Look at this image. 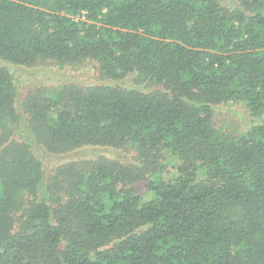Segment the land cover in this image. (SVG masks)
Returning a JSON list of instances; mask_svg holds the SVG:
<instances>
[{"label":"trees","instance_id":"16d2710c","mask_svg":"<svg viewBox=\"0 0 264 264\" xmlns=\"http://www.w3.org/2000/svg\"><path fill=\"white\" fill-rule=\"evenodd\" d=\"M48 60L98 82L22 96ZM0 264H264V0H0Z\"/></svg>","mask_w":264,"mask_h":264},{"label":"rangeland","instance_id":"374dc122","mask_svg":"<svg viewBox=\"0 0 264 264\" xmlns=\"http://www.w3.org/2000/svg\"><path fill=\"white\" fill-rule=\"evenodd\" d=\"M223 4L234 5V0H220ZM18 87L23 96L28 90L39 85H59L62 83H75L85 86L87 84L98 82L97 72L91 63H84L78 67L69 65H58L48 60L38 64L33 68H16ZM251 116L246 107L241 102H227L218 105L214 110L213 119L215 125L233 133L244 131L251 123ZM96 154H104L109 157L132 160V153L112 150L106 147H81L72 151L47 155L44 154L45 163L48 168L70 161L88 158ZM47 168V169H48ZM138 189L143 193V198L148 199L152 196L151 191H145L141 183L137 184Z\"/></svg>","mask_w":264,"mask_h":264}]
</instances>
